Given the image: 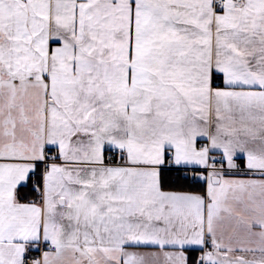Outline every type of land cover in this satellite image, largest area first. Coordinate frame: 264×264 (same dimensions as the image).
I'll return each mask as SVG.
<instances>
[{
    "label": "snow or ice",
    "instance_id": "obj_1",
    "mask_svg": "<svg viewBox=\"0 0 264 264\" xmlns=\"http://www.w3.org/2000/svg\"><path fill=\"white\" fill-rule=\"evenodd\" d=\"M0 264H264V0H0Z\"/></svg>",
    "mask_w": 264,
    "mask_h": 264
}]
</instances>
